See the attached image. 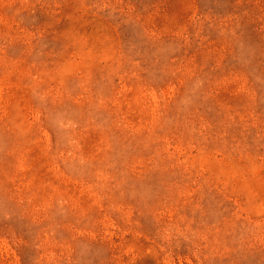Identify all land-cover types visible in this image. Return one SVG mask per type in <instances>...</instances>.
I'll return each mask as SVG.
<instances>
[{
	"label": "rangeland",
	"instance_id": "rangeland-1",
	"mask_svg": "<svg viewBox=\"0 0 264 264\" xmlns=\"http://www.w3.org/2000/svg\"><path fill=\"white\" fill-rule=\"evenodd\" d=\"M0 264H264V0H0Z\"/></svg>",
	"mask_w": 264,
	"mask_h": 264
}]
</instances>
